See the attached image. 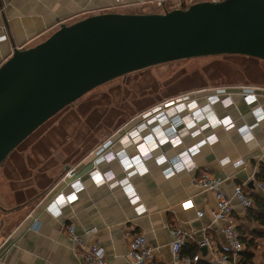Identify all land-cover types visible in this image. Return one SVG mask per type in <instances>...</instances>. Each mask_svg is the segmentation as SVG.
<instances>
[{
    "label": "crops",
    "instance_id": "crops-1",
    "mask_svg": "<svg viewBox=\"0 0 264 264\" xmlns=\"http://www.w3.org/2000/svg\"><path fill=\"white\" fill-rule=\"evenodd\" d=\"M174 1L164 4L160 0H124L117 4L115 0H0L6 26V32L0 31V66L13 55L15 48H29L43 42L62 24L102 13L140 14L158 8L162 12ZM242 86L221 87L232 96L233 103L228 107L221 102L212 104L214 116H229L235 127L227 130L210 126L196 134L191 133L196 127H180L182 141L176 147L169 143L153 148L152 157L145 159L128 184L141 199L139 204L144 208L141 213L121 184L126 181L127 174L117 159L94 164L90 171L79 176L84 185L80 191L75 192L68 186L85 166L94 162V152L108 140L113 141L110 150H124L134 156L137 153L135 145L125 135L141 120L121 118L117 130L105 132L71 131L64 125L68 122L66 119L61 123V130L40 131L46 134L45 138L57 137L59 141L55 145L35 137L27 138L1 165L0 264H85L67 235L70 224L86 243L98 240L109 264H131L129 243L136 234L145 235L153 248V264H172L173 227H182L191 234L188 243L201 247L198 255L211 264H221L210 253L204 255L201 246L204 229H207L214 249L231 253L222 224L213 218L216 195L196 185L195 179L201 170L210 171L223 180L225 194L233 198L237 229H244L245 237L254 240L259 264L264 255V235L254 232L256 225L248 221V209L234 197V191L236 186L244 184L249 196H264L257 178L264 171V118L259 119L254 113V108H264V85L257 86L258 99L253 104L243 99ZM215 89L202 88L193 94L198 108L203 109L208 104L207 98ZM175 111L167 110L171 115ZM187 112L182 115L188 116ZM248 126L252 135L245 137L239 129ZM148 132L145 130L142 134ZM212 135L216 140L206 142L192 155L194 167L171 176L164 174L156 161L157 156L165 153L173 158ZM71 169L74 175L69 176L67 173ZM96 169L104 173V182L98 183L101 175L92 171ZM116 182L120 185L113 186ZM188 200L193 206L186 209L182 202ZM93 227L97 232L86 236L85 231ZM184 256L189 257L186 253Z\"/></svg>",
    "mask_w": 264,
    "mask_h": 264
},
{
    "label": "water",
    "instance_id": "water-1",
    "mask_svg": "<svg viewBox=\"0 0 264 264\" xmlns=\"http://www.w3.org/2000/svg\"><path fill=\"white\" fill-rule=\"evenodd\" d=\"M218 55L264 60V0H207L187 9L102 13L60 25L43 42L15 48L0 66V165L95 88L152 66ZM202 250L206 255L207 247Z\"/></svg>",
    "mask_w": 264,
    "mask_h": 264
},
{
    "label": "built area",
    "instance_id": "built-area-1",
    "mask_svg": "<svg viewBox=\"0 0 264 264\" xmlns=\"http://www.w3.org/2000/svg\"><path fill=\"white\" fill-rule=\"evenodd\" d=\"M160 1L161 3L165 4V2L168 0ZM200 1L205 0H175L169 7H171V10L176 8L187 9L192 4ZM115 2L117 4H122L124 0H115ZM3 13L4 8L0 7V31L6 32V26L2 19ZM258 89L259 87L257 86H242L241 95L248 104H253L258 99ZM193 94H195V92L183 95L177 99L170 100L163 105L162 109L159 107L151 109L150 113H147L143 116V120L141 122H139L133 129L127 132L128 135H125L127 136L126 138H128L127 140L131 143L133 142L137 150V153L134 156H129L124 150H110L109 147L113 144L112 140H108L103 146L99 147L94 152V164L96 165L110 159H117L122 164L124 171L127 174V178L126 181L121 182V184L126 191L127 197L130 199L133 205H136V209L139 213L144 211L143 206L139 204L141 199L136 190L129 187L128 184L130 183V178L141 169L140 167L143 165L145 159L152 157L153 148L163 147L169 143L176 147L182 141L180 127L183 128L186 126L188 129L197 127V130H193L191 132L193 134H196L205 128H209L210 126H221L227 130L235 127V122L229 116L218 117L214 116V113L212 112V104L215 102H221L226 107L233 103L232 96L229 94L227 89L221 87L216 88L215 92L208 96V104L203 107V109L198 108V102ZM168 108L176 110L174 115L168 114ZM184 111H188V116H186V113L185 116L182 115V112ZM200 113H203V115L199 116L198 114ZM254 113L259 119L264 118V108L256 107L254 108ZM204 116L207 117L209 121L200 125L203 119L202 117ZM187 117H191L189 122L186 120ZM156 122H158V125L151 126ZM165 127L167 128L163 130ZM250 128L251 127L249 126L244 128L242 127L239 130L243 135H246L245 137H250L252 135ZM145 130H149V132L144 135L142 133ZM154 132H157V136H161L158 138V142L155 140ZM166 133L171 135L168 137L166 136ZM215 140L216 136H209L207 139H204L178 153L173 158H168L165 153H162L156 157V161L160 166H162L164 174L166 176H171L185 169L194 167L195 163L192 160V155L196 154L199 151L200 146L206 142H213ZM142 141L144 142L141 143ZM146 145H149V147ZM92 171L97 172L98 174L100 173L101 180L98 183H102L106 180L103 178L104 173H102L99 169ZM67 174L69 176L74 175L73 169L69 170ZM195 182L199 187L211 191L216 195L217 203L212 212L213 218L214 221L222 224L225 237L231 248V253H221L215 250L209 235H207V229H204L205 234L201 241V246L207 247L208 253H210L211 256L219 263L237 264L238 255L244 249V244L241 241V235L237 229L233 198L225 194L223 190V180L220 177L214 176L210 171L201 170L199 176L195 179ZM112 185L118 186L120 183L116 182ZM68 186L72 187L75 192H78L84 188L80 177L68 183ZM258 187L264 191L263 182H258ZM234 197L245 209H249L254 206V201L245 191L244 184L236 186ZM64 203H67L65 199ZM182 206L186 209L190 208L193 206V202L189 200L184 201L182 202ZM199 215H202V212H199ZM66 231L69 239L74 245V249L79 252L80 257L83 259L85 264H109L105 258V249L98 242V240L92 239V241L86 243L84 237L76 233V229L73 224H70ZM96 232L97 228L93 227L87 229L84 234L86 236H92ZM171 233L173 237L171 242L172 264H193L197 262L200 258V255H195L193 258L182 255V248L188 243L191 234L182 227H173L171 229ZM129 249L128 259L131 264H153L154 250L151 246H149L145 235H133L129 243ZM259 264H264V255Z\"/></svg>",
    "mask_w": 264,
    "mask_h": 264
},
{
    "label": "rangeland",
    "instance_id": "rangeland-1",
    "mask_svg": "<svg viewBox=\"0 0 264 264\" xmlns=\"http://www.w3.org/2000/svg\"><path fill=\"white\" fill-rule=\"evenodd\" d=\"M167 8L171 10L169 6ZM157 10L161 12L158 8L152 9L151 13ZM242 85H264V60L242 55H218L160 64L129 73L95 88L65 107L28 138L35 137L55 145L59 141L57 137L54 140L45 138L46 134L40 131L61 130V123L66 119L68 122L64 125L71 131L93 129L112 132L117 130L121 118L131 120L136 117L142 121L151 109H162L168 101L197 93L202 88ZM18 152L19 148L14 155Z\"/></svg>",
    "mask_w": 264,
    "mask_h": 264
},
{
    "label": "trees",
    "instance_id": "trees-1",
    "mask_svg": "<svg viewBox=\"0 0 264 264\" xmlns=\"http://www.w3.org/2000/svg\"><path fill=\"white\" fill-rule=\"evenodd\" d=\"M258 180L264 183V171L258 175ZM251 197V196H250ZM254 201V206L248 209L247 219L250 223L255 224L254 232L258 235H264V196L261 194H253L251 197ZM241 235V241L244 244V249L239 253L237 264H257L254 248L256 246L253 239L245 237V230L238 229ZM201 247L187 243L182 248V255L185 253L189 257L198 255ZM230 254V253H229ZM187 257V256H186ZM193 264H211L204 256H200L199 260Z\"/></svg>",
    "mask_w": 264,
    "mask_h": 264
},
{
    "label": "bare ground",
    "instance_id": "bare-ground-1",
    "mask_svg": "<svg viewBox=\"0 0 264 264\" xmlns=\"http://www.w3.org/2000/svg\"><path fill=\"white\" fill-rule=\"evenodd\" d=\"M193 110H195V109H193ZM171 115V114H170ZM202 115H203V113H202ZM192 116H193V114H192ZM203 119L202 120H204L205 122H208L209 120H208V118L207 117H202ZM188 122L191 120V117H189V118H187L186 119ZM158 122H156V124L155 125H158L157 124ZM167 127H165V128H163V130H165ZM194 130H197V127L194 129ZM160 132V131H159ZM159 134V133H158ZM171 134H168V133H166V136H170ZM154 137H155V140L158 142V138L159 137H161L160 135L159 136H157V133L156 132H154ZM168 141H170V140H168ZM144 142V141H143ZM143 142H141V143H143ZM147 146V145H146ZM148 147H149V145H148ZM142 157V156H141Z\"/></svg>",
    "mask_w": 264,
    "mask_h": 264
},
{
    "label": "flooded vegetation",
    "instance_id": "flooded-vegetation-1",
    "mask_svg": "<svg viewBox=\"0 0 264 264\" xmlns=\"http://www.w3.org/2000/svg\"><path fill=\"white\" fill-rule=\"evenodd\" d=\"M23 143V142H22ZM1 210H3V208H1Z\"/></svg>",
    "mask_w": 264,
    "mask_h": 264
}]
</instances>
